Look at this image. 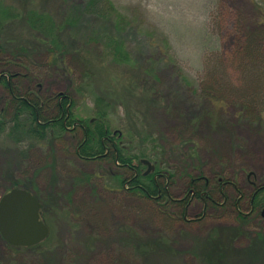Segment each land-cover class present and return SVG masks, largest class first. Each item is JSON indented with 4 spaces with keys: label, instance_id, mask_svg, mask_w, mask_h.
Segmentation results:
<instances>
[{
    "label": "rangeland",
    "instance_id": "374dc122",
    "mask_svg": "<svg viewBox=\"0 0 264 264\" xmlns=\"http://www.w3.org/2000/svg\"><path fill=\"white\" fill-rule=\"evenodd\" d=\"M11 1L18 12L24 9L14 3L15 0ZM31 2L32 7L42 3L40 0ZM74 2L82 5L80 0ZM110 2L116 16L109 15L106 19L94 14L81 15L79 27L67 28L64 37L74 45L85 41L93 57L91 61L102 60L99 70L109 64L104 54L108 37L122 41L133 61L142 60L143 64L151 61L153 73L160 80L157 84L164 104L154 114L168 142L179 141V130L186 120L198 122L193 133L198 159L187 160L185 173H200L213 184L222 176L237 189H226L231 200L215 194L217 204L206 205L202 217V204L189 196L186 210L189 222L176 219L166 224L164 218L153 214L151 206L118 188L107 174L110 169L123 176L121 167L104 160L84 161L76 156L74 145L78 130L67 132L51 145L29 140L16 145L11 137L0 134V197L10 190V180H22L40 201H47L50 221L49 233L38 245L13 249L0 236V264H142L133 256V252L138 253L137 245L134 247L127 240L129 228L133 230L130 235L137 241L151 242L160 234L169 240V248L151 254L149 264H208L205 254L212 255L214 251L215 256L221 257L216 264H264V208L252 212L248 204L254 186L264 183V107L260 106L264 105V94L258 96L260 107L253 111L254 106L246 110L235 98L212 106L208 97L197 89V85L206 80L207 68L214 65L216 71L212 70V74L219 88L236 92L251 80L260 81L246 75L235 53L249 37L259 39L264 51V17L261 15L264 9H259L254 0ZM60 4V0H46L43 5L59 12L63 9ZM7 10L4 5L0 6V12ZM155 42L163 43L166 50L160 51L154 46ZM81 57L87 55L82 53ZM41 63L44 62L41 60ZM82 65L75 68L74 75L67 73V76L46 71L29 74L14 67L13 71L19 74L16 80L19 89H31L49 97L72 89L69 83L78 80ZM8 68L0 64V74L11 73ZM108 69L114 75L125 71L116 66H108ZM90 85V91L96 94L100 82L96 80ZM90 91L86 90V97L76 92L72 94L76 103L73 110L80 117L91 114ZM8 99L9 95L0 85V111ZM258 112H261L260 121L256 120ZM210 123H217L218 127L213 128ZM25 150L29 151L27 157L20 153ZM85 175H89V179L86 180ZM186 184L185 175L178 172L170 187L173 199L187 195ZM167 213L179 214V209L173 206ZM229 228L240 231L232 244L209 245ZM136 240L131 238L132 242Z\"/></svg>",
    "mask_w": 264,
    "mask_h": 264
},
{
    "label": "trees",
    "instance_id": "16d2710c",
    "mask_svg": "<svg viewBox=\"0 0 264 264\" xmlns=\"http://www.w3.org/2000/svg\"><path fill=\"white\" fill-rule=\"evenodd\" d=\"M20 1L14 2L24 7L18 12L12 7L11 0L10 3L7 0H0V6L4 5L9 10L0 12V64L3 63L6 68L9 67L8 71L11 72L0 74V85L9 95L7 105L0 111V134L11 137L16 145H20L23 140H29L32 143L45 142L51 145L67 132L78 130L79 137L74 145L76 156L84 161L104 160L110 165L121 167L124 170L123 176L110 169L107 170V174L115 181L118 188L151 206L153 214L158 218H164L166 224L176 219L185 223L189 222L186 220L189 196H192L188 192L189 189L194 191L191 199L198 200L202 204L201 217L205 214L206 205L217 204L214 200L215 194L225 198V190L229 185L223 186L221 182L213 184L200 173L197 175L185 173L187 160L198 159L193 134L198 122L186 120L183 128L179 130V141L173 144L168 142L167 137L159 129L160 120L154 112L164 107L163 93L158 87L157 83L160 80L153 73L154 65L151 61L145 64L142 60L133 61L122 41L116 42L115 39L109 40L108 37L107 43H104L106 52L104 54L109 64L103 70H99L102 60L92 59L91 61L93 57H90L85 41L74 45L68 37H64L67 28L73 30V26L79 27L77 25L81 15L94 14L102 18L109 15L116 16L110 0H80L82 5L79 3L77 5L74 0H60L63 9L59 12L44 7L46 0H40L42 3L38 4L39 7H32L31 0H23L22 4ZM254 3L260 6L259 9H264V0H254ZM261 15L264 17V13ZM17 25H19L18 28ZM256 39V37H249L242 42L235 56L243 63L246 75L260 81L252 82L250 79L251 82L244 89H237L236 92L223 87L219 88L217 79L212 74V70L216 71V65L209 66L206 71V80L203 84H198L197 89L199 88L201 94L208 97L212 106H217V103L228 98H235L246 110L252 106H254L253 111L260 106L264 107L263 104L258 106L257 100L259 95L264 94V51L259 39ZM154 46L160 51L167 48L163 43L158 42H155ZM82 53L87 57H81ZM41 60L43 64H40ZM81 65V72L77 74L78 80H72L69 83L72 89L49 97L41 96L31 89L27 91L19 89L16 83L19 74L13 71L14 67L29 74L32 72L40 74L46 71L67 76V73L74 75L75 68ZM108 66L122 67L125 71L121 70L120 74L122 76L126 74V77L109 72ZM108 72L110 76L107 77ZM98 76L101 79H98ZM96 80L100 82V85L98 92L92 94L90 83ZM86 90L90 91V95L92 94L93 108L89 117H80L73 110L76 103L72 94L76 92L80 97H86L88 95ZM256 116V120L260 121L261 112L256 113ZM210 124L213 128L218 127L217 123ZM27 152L29 154V151L25 150L24 153L20 151L22 155L26 154L25 157L28 155ZM143 159L153 167L148 173H145L147 165L141 162ZM181 171L186 177L187 195L176 200L170 194V187L178 172ZM85 178L89 179V175H85ZM218 179L222 182H230L222 176ZM10 181L12 185L10 189H25L39 200L40 219L50 230L47 201H40L29 188L30 186L21 182L22 180ZM253 189L248 200V202L252 201L249 207L253 210L264 208V184L255 185ZM173 206L179 209V214L167 213V210ZM239 214L240 221H243L244 217L241 213ZM130 231L133 230L129 228L126 231L129 236L127 240L134 244V247L137 245L138 253L133 252V256L140 259L142 264H149L148 259L157 250L169 248V240L166 236L160 234L151 242H142L130 235ZM237 231L239 230L231 228L223 230L218 240L213 239L209 245L229 246L234 241L233 238L239 235ZM131 238H134L136 242H132ZM5 243L13 249L18 248ZM215 255V251L212 255L205 254L207 259L204 260L208 264L219 263L218 258L221 257Z\"/></svg>",
    "mask_w": 264,
    "mask_h": 264
},
{
    "label": "water",
    "instance_id": "95a60500",
    "mask_svg": "<svg viewBox=\"0 0 264 264\" xmlns=\"http://www.w3.org/2000/svg\"><path fill=\"white\" fill-rule=\"evenodd\" d=\"M145 173L153 169L145 159ZM40 202L22 188H12L0 197V236L16 247H30L43 241L49 229L40 219Z\"/></svg>",
    "mask_w": 264,
    "mask_h": 264
},
{
    "label": "flooded vegetation",
    "instance_id": "af4514ba",
    "mask_svg": "<svg viewBox=\"0 0 264 264\" xmlns=\"http://www.w3.org/2000/svg\"><path fill=\"white\" fill-rule=\"evenodd\" d=\"M217 182H221L223 186H225V185L228 186V185H229V187H227L229 190H233V191H234L235 189H237L236 186H235L232 182H222L221 179H218ZM263 184H264V183H263ZM221 187H222V186H221ZM228 189H227V190H228ZM227 190L225 191V198H224V199H228V198H229V199L231 200V198H230L231 196L228 195V191H227ZM188 192H189L192 196L194 195V191H193V189H189ZM228 196H229V197H228ZM235 201H236V200H235ZM248 203H249V205H251V204H252V201H250V202H248ZM250 210H251L252 212L255 211V210H253L252 207H250ZM263 211H264V209H263Z\"/></svg>",
    "mask_w": 264,
    "mask_h": 264
}]
</instances>
